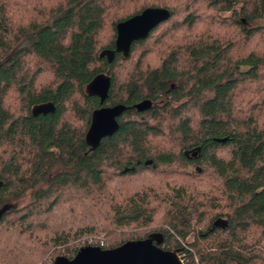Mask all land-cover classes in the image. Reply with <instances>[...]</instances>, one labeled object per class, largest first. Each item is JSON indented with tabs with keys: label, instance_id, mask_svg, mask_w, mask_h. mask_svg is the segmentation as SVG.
Wrapping results in <instances>:
<instances>
[{
	"label": "trees",
	"instance_id": "16d2710c",
	"mask_svg": "<svg viewBox=\"0 0 264 264\" xmlns=\"http://www.w3.org/2000/svg\"><path fill=\"white\" fill-rule=\"evenodd\" d=\"M147 7L170 16L109 61L117 23ZM262 36L264 0H0V264L153 232L185 264L264 263V94L240 100L264 89ZM99 73L103 104L86 90ZM46 101L55 111L33 115ZM118 103L119 128L92 149L93 111Z\"/></svg>",
	"mask_w": 264,
	"mask_h": 264
},
{
	"label": "water",
	"instance_id": "95a60500",
	"mask_svg": "<svg viewBox=\"0 0 264 264\" xmlns=\"http://www.w3.org/2000/svg\"><path fill=\"white\" fill-rule=\"evenodd\" d=\"M170 11L166 7H147L142 12L117 23V37L115 49L106 50L105 54L112 61L116 52L125 56L130 53L134 41L146 38L151 30L160 22L168 19ZM111 77L105 73L97 74L87 85L86 90L91 95H97L103 104L109 95ZM152 106V101L144 99L135 104L139 111ZM56 109L53 101L36 103L31 107L33 115L52 113ZM126 106L118 103L111 106L102 105L92 114L91 124L86 133V141L95 148L102 138L113 134L119 128L118 117L124 112ZM223 141L224 139H217ZM200 147L187 152L197 156ZM2 182L0 181V185ZM5 207L0 208V216ZM227 220L217 218L213 226L225 227ZM163 235L158 232L151 233L144 239H131L114 248H102L98 245H84L80 247L74 257L57 256L53 264H185L178 254V250L164 249L159 245Z\"/></svg>",
	"mask_w": 264,
	"mask_h": 264
},
{
	"label": "rangeland",
	"instance_id": "374dc122",
	"mask_svg": "<svg viewBox=\"0 0 264 264\" xmlns=\"http://www.w3.org/2000/svg\"><path fill=\"white\" fill-rule=\"evenodd\" d=\"M201 6H203V3H202V5ZM206 6V5H205ZM202 8V7H201ZM228 14V13H227ZM203 15H206V12H203ZM110 17H112V14L110 15ZM212 18V14H210L209 13V17H208V19L207 20H202L201 22H202V24H206V21H208V23L206 24V25H210V24H213V26H221V24H219L218 22H217V20H213V19H211ZM204 19V18H203ZM201 24V23H200ZM201 24V25H202ZM222 27V26H221ZM225 30H226V33H228L229 35H230V37H232L233 39H234V37H235V39H236V36H235V31L233 30V28L232 27H225ZM108 30H106L105 32H104V36L109 32H107ZM231 32H233V34L231 33ZM232 34V35H231ZM180 35H182L180 32L179 33H172V36H170V37H175V36H180ZM103 37V36H102ZM101 37V38H102ZM255 40V42L256 43H254L253 45L254 46H257V48L259 47V45H261V47L260 48H262V50L264 51V36H262L261 38H255L254 39ZM238 49V48H237ZM245 49V48H244ZM247 49V48H246ZM237 53H239V52H237ZM236 54V53H235ZM150 63H151V61H150ZM148 64H149V62H148ZM257 91V92H256ZM251 92V93H250ZM261 93H263L264 94V89L263 88H261L260 86H258V87H255V86H252V88L250 89V91L249 92H247L245 95H243V97H241L240 98V100H243L244 98H247V97H252L253 96V98L254 97H256V95L257 94H261ZM240 103H242V101H240ZM262 118H263V116H262ZM29 198H30V194L28 193V194H26L25 196H23V197H21V198H19V199H17V200H15V201H13V205H15L16 207L17 206H22L23 204H25L26 202H28L29 201ZM104 237H105V235L104 234H96V235H93V236H90V237H88V238H81V240L80 241H78L77 243H76V245L77 246H79V248L80 247H82V246H84V245H98V244H96V243H99L100 241H102L103 242V240H104ZM106 238V237H105ZM132 239H134V238H132ZM128 240H131V239H128ZM98 246H101V245H98ZM78 248V249H79ZM60 255H63V254H57L56 256H55V258L57 257V256H60ZM54 256H53V254H49V255H47V258H46V261L45 262H41L40 264H53L54 263V260H55V258H54ZM65 256V255H64ZM252 264H264L261 260H256V261H254Z\"/></svg>",
	"mask_w": 264,
	"mask_h": 264
}]
</instances>
